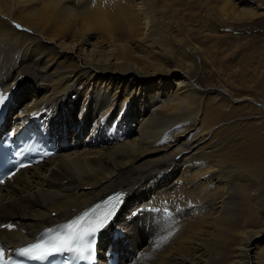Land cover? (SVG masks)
<instances>
[{
    "label": "bare ground",
    "instance_id": "1",
    "mask_svg": "<svg viewBox=\"0 0 264 264\" xmlns=\"http://www.w3.org/2000/svg\"><path fill=\"white\" fill-rule=\"evenodd\" d=\"M197 1L203 8L187 15L184 0H0L11 122L53 108L50 134L62 146L0 187L2 243L31 241L125 189L101 232L102 254L114 249L126 264H264V103L227 85L226 96H206L192 84L201 58L236 85L234 70L215 66L214 25L252 22L264 0ZM243 3L255 5L237 8ZM85 132L82 148L69 149V137Z\"/></svg>",
    "mask_w": 264,
    "mask_h": 264
},
{
    "label": "rangeland",
    "instance_id": "2",
    "mask_svg": "<svg viewBox=\"0 0 264 264\" xmlns=\"http://www.w3.org/2000/svg\"><path fill=\"white\" fill-rule=\"evenodd\" d=\"M184 1L186 2L184 6L186 9L184 14L196 15L197 11L203 8V6L197 0H184ZM255 2L257 3V0H255ZM254 5L255 4L253 3H249V4L243 3V4L236 5V6L237 8H246V7H251V6L254 7ZM258 12H262L260 18L255 19L249 23L235 24L229 27L227 25L220 27V24L218 23L214 25L215 30L221 34V36H216V35L213 36L215 37V42L217 43L216 44L214 42L216 46L213 45L212 47V49L214 50V51L212 50V56L215 62V66L217 67L220 64V67L225 69V71L234 70L233 72L234 76L232 79H234L233 81H234V84L236 85L233 86V84H231L229 81H228L229 82L228 84L227 81H224V79L226 78L223 79L222 74H220L221 72L219 73V71L213 69L208 63L204 62L201 58H197V69L192 74V79H193L192 84L195 86V88L202 91L205 95L210 94V97L213 96L212 92H217V93L220 92L221 94L226 96L227 95L225 93L226 91L225 92L222 91L223 87L221 85H227L225 86V88H227L228 90L231 89V91H233L232 89L234 88L241 95L251 96V98L254 99L255 102H258L259 104L262 102L264 103V7H261L258 10ZM7 23H9L8 20H7ZM186 24H187L186 25L187 27L190 26L188 22H186ZM147 27L148 25L145 27L146 33L148 32ZM92 38L93 37L90 36L89 37L90 43L84 46L83 48L84 53H86V50L88 51L92 48L90 44H93L95 42V38L93 39ZM131 47H133V50H135V54L137 56H139L138 54L142 56L145 55L144 52L146 51H142L143 49L141 47H134V45H131ZM163 76H164L163 74H159V75H156L155 77H163ZM155 77H152L153 79V81L151 82L152 86L157 84L155 82ZM23 82H24L23 85L31 86L27 89V91L30 93L29 96L31 95L34 96V94H36V89L32 85V80H29V81L24 80ZM88 86L89 85L86 83L83 85L84 88H88ZM151 89L153 88L151 87ZM89 90H91V86L89 87ZM148 92H149V89H148ZM24 101H27V100H24ZM49 110L51 114H53L52 113L53 108H50ZM65 114L66 113L64 111L61 113H58L54 117V119L51 121L52 125H54V122L57 120L58 116L62 115L64 118ZM258 114H259L258 111L246 110L245 114L243 113L242 115L254 117V116H257ZM48 116H50L51 118L50 113L48 114ZM136 118H138V116ZM134 120L135 118L133 120H130V119L127 120L129 121V124H131L130 126L132 128L131 129L132 131H130L129 135L127 136L129 138L136 136V133H134L135 132L134 130H136L137 121H134ZM114 127L116 128V126ZM118 132H119V136H122V137L126 136V134L122 135L121 130H119ZM86 134L87 132L80 133L79 135L80 137H77V138L69 137L70 139H68V142H67L68 148L71 149V146H74V145H79L78 149L82 148L80 144L83 143V141L85 140L84 137ZM98 136L100 138L101 136L104 137L105 133L100 132L98 133ZM96 147L99 148V146L97 145ZM259 154H264V151L259 152ZM146 238L147 237H144V239ZM261 240H264V236L261 238ZM140 241L142 245L143 240H140ZM134 260L135 259H132L131 261H134ZM127 261H129L127 258H123V260L119 261V263L121 262V264H126Z\"/></svg>",
    "mask_w": 264,
    "mask_h": 264
},
{
    "label": "snow or ice",
    "instance_id": "3",
    "mask_svg": "<svg viewBox=\"0 0 264 264\" xmlns=\"http://www.w3.org/2000/svg\"><path fill=\"white\" fill-rule=\"evenodd\" d=\"M16 27L19 28L20 25ZM108 215L98 217L95 212H85L68 224L62 225L47 241L20 248L18 253L32 259L45 260L55 254L70 252L82 260L89 261L93 255L96 234L105 227ZM7 227L11 228L12 225ZM0 264H9L3 250H0Z\"/></svg>",
    "mask_w": 264,
    "mask_h": 264
}]
</instances>
